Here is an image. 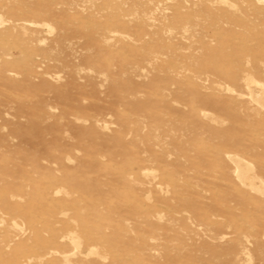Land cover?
I'll return each mask as SVG.
<instances>
[{"label":"rangeland","instance_id":"obj_1","mask_svg":"<svg viewBox=\"0 0 264 264\" xmlns=\"http://www.w3.org/2000/svg\"><path fill=\"white\" fill-rule=\"evenodd\" d=\"M0 264H264V0H0Z\"/></svg>","mask_w":264,"mask_h":264},{"label":"bare ground","instance_id":"obj_2","mask_svg":"<svg viewBox=\"0 0 264 264\" xmlns=\"http://www.w3.org/2000/svg\"><path fill=\"white\" fill-rule=\"evenodd\" d=\"M47 30H48V29H47ZM250 81H251V80H250ZM249 84H251V83H249ZM247 86H249V85L247 84ZM261 94H262V93H261ZM242 98H244V97H242ZM250 99H251V98H250ZM230 159H231V158H230ZM72 242L74 243V241H72ZM72 242H71V243H72ZM77 243H78V242H77ZM72 245H73V244H72ZM75 246H76V245H75Z\"/></svg>","mask_w":264,"mask_h":264}]
</instances>
